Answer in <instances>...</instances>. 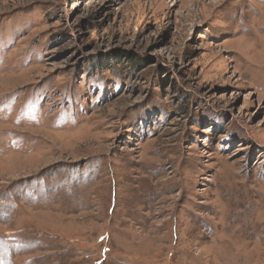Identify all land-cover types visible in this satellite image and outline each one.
Wrapping results in <instances>:
<instances>
[{
	"label": "rangeland",
	"instance_id": "obj_1",
	"mask_svg": "<svg viewBox=\"0 0 264 264\" xmlns=\"http://www.w3.org/2000/svg\"><path fill=\"white\" fill-rule=\"evenodd\" d=\"M0 264H264V0H0Z\"/></svg>",
	"mask_w": 264,
	"mask_h": 264
}]
</instances>
